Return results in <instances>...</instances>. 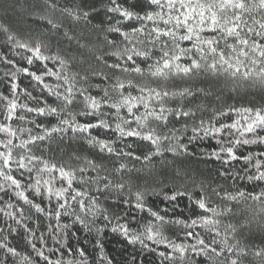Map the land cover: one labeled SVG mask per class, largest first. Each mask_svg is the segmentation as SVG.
<instances>
[{
  "label": "trees",
  "instance_id": "16d2710c",
  "mask_svg": "<svg viewBox=\"0 0 264 264\" xmlns=\"http://www.w3.org/2000/svg\"><path fill=\"white\" fill-rule=\"evenodd\" d=\"M0 264H264V0H0Z\"/></svg>",
  "mask_w": 264,
  "mask_h": 264
}]
</instances>
